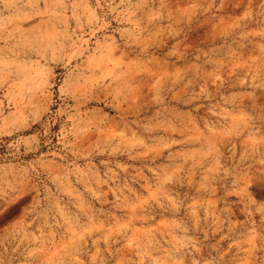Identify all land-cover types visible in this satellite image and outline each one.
<instances>
[{
	"label": "rangeland",
	"instance_id": "1",
	"mask_svg": "<svg viewBox=\"0 0 264 264\" xmlns=\"http://www.w3.org/2000/svg\"><path fill=\"white\" fill-rule=\"evenodd\" d=\"M0 264H264V0H0Z\"/></svg>",
	"mask_w": 264,
	"mask_h": 264
}]
</instances>
